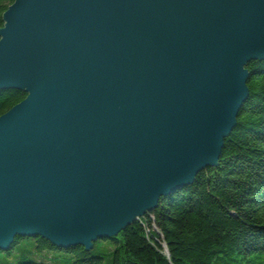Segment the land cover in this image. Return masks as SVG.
<instances>
[{
	"label": "water",
	"instance_id": "water-1",
	"mask_svg": "<svg viewBox=\"0 0 264 264\" xmlns=\"http://www.w3.org/2000/svg\"><path fill=\"white\" fill-rule=\"evenodd\" d=\"M0 251L115 237L217 165L264 61V0H14L2 14Z\"/></svg>",
	"mask_w": 264,
	"mask_h": 264
},
{
	"label": "trees",
	"instance_id": "trees-1",
	"mask_svg": "<svg viewBox=\"0 0 264 264\" xmlns=\"http://www.w3.org/2000/svg\"><path fill=\"white\" fill-rule=\"evenodd\" d=\"M13 2L0 0V28L2 14ZM246 69L248 98L217 165L198 173L191 185L161 197L156 209L106 239L115 244L109 264H264V61H251ZM25 96L0 91V115ZM20 238L34 237H16L5 252ZM34 240L40 249L72 254L75 264L104 260L91 254L93 248L59 249L40 237Z\"/></svg>",
	"mask_w": 264,
	"mask_h": 264
},
{
	"label": "rangeland",
	"instance_id": "rangeland-1",
	"mask_svg": "<svg viewBox=\"0 0 264 264\" xmlns=\"http://www.w3.org/2000/svg\"><path fill=\"white\" fill-rule=\"evenodd\" d=\"M208 168H213V167H208ZM189 185H186V186H189ZM147 214H145L143 217H145ZM153 229L156 232H158L156 227H153ZM38 246L39 244L34 240V238H20L17 240V243L13 245L12 249L9 252L0 251V264H18L24 261H40L45 264H75L74 263L75 259L73 258L72 254H67L60 250H53V249H47V248L40 249L38 248ZM161 246L163 249V254L168 256L166 245L162 244ZM114 247H115V244H113L109 240L99 239L95 242L94 247L90 252L93 256H103L104 260L102 264H109L111 261L112 251Z\"/></svg>",
	"mask_w": 264,
	"mask_h": 264
}]
</instances>
